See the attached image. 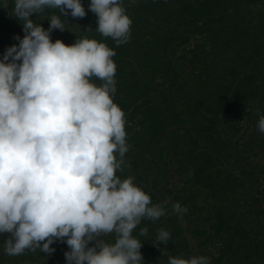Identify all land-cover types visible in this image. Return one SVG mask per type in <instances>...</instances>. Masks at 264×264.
Returning a JSON list of instances; mask_svg holds the SVG:
<instances>
[{
  "label": "trees",
  "instance_id": "1",
  "mask_svg": "<svg viewBox=\"0 0 264 264\" xmlns=\"http://www.w3.org/2000/svg\"><path fill=\"white\" fill-rule=\"evenodd\" d=\"M120 2L132 23L119 44L96 31L89 0L83 17L65 19L46 7L32 18L47 28L48 16L61 15L65 29H53L52 40L87 36L115 51L112 96L124 112L128 145L116 174L132 176L165 209L133 229L144 264L193 255L208 264H264V133L257 127L264 115V0ZM6 3L0 56L24 35L12 0ZM177 201L187 209L182 214L172 209ZM161 228L169 241L157 243ZM7 235L0 233V264H66L61 239L51 254L36 248L8 255ZM100 238L111 243L115 234Z\"/></svg>",
  "mask_w": 264,
  "mask_h": 264
},
{
  "label": "clouds",
  "instance_id": "2",
  "mask_svg": "<svg viewBox=\"0 0 264 264\" xmlns=\"http://www.w3.org/2000/svg\"><path fill=\"white\" fill-rule=\"evenodd\" d=\"M12 4L24 35L16 34L18 43L0 56V233H8L5 253L40 248L51 254L53 241L61 239L68 245L66 264H144L142 241L133 229L142 217L159 218L165 209L151 203L132 176L116 174L128 145L124 112L112 96L114 49L87 36L70 44L52 40L53 29H65L61 15H86L83 0ZM0 7H7L6 0ZM46 7L61 14L48 16L47 28L32 18ZM87 7L96 14V31L117 44L127 40L132 21L120 0H89ZM257 127L264 133V115ZM172 209L180 214L187 210L178 201ZM102 233H114V242H105ZM169 235L161 228L157 243L169 241ZM168 264H208V258L169 256Z\"/></svg>",
  "mask_w": 264,
  "mask_h": 264
}]
</instances>
